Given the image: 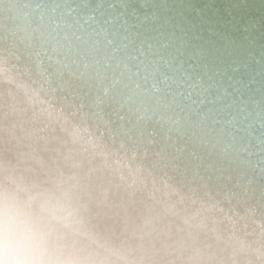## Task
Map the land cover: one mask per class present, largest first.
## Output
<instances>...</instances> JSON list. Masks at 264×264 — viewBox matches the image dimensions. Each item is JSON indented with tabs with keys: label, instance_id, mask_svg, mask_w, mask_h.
Returning a JSON list of instances; mask_svg holds the SVG:
<instances>
[{
	"label": "bare ground",
	"instance_id": "bare-ground-1",
	"mask_svg": "<svg viewBox=\"0 0 264 264\" xmlns=\"http://www.w3.org/2000/svg\"><path fill=\"white\" fill-rule=\"evenodd\" d=\"M0 264H264V0H0Z\"/></svg>",
	"mask_w": 264,
	"mask_h": 264
}]
</instances>
